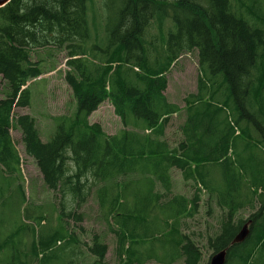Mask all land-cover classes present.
I'll return each instance as SVG.
<instances>
[{
  "label": "trees",
  "instance_id": "obj_1",
  "mask_svg": "<svg viewBox=\"0 0 264 264\" xmlns=\"http://www.w3.org/2000/svg\"><path fill=\"white\" fill-rule=\"evenodd\" d=\"M247 1L256 21L241 1L235 8L232 0H101L105 30L95 39L93 0H10L0 8V264H74L68 247L77 242L69 235L60 246L61 233L43 229L50 228L43 212L34 217L23 206L15 127L49 190L81 205L94 189L119 264H200L202 251L181 224L197 212L200 194L170 195L172 169L222 211L206 239L213 254L227 248L225 264H264V0ZM49 47L66 51L75 108L53 117L54 132L42 142L35 118L14 116V108L29 106L28 83L46 73L32 54ZM193 50L197 91L183 99L181 138L172 146L165 126L179 107L164 94L166 74ZM106 100L124 126L112 135L88 121ZM59 210L60 220L68 216L63 203ZM243 210L247 218L238 216ZM248 220L245 240L231 245ZM88 249L90 264H105V243L94 237Z\"/></svg>",
  "mask_w": 264,
  "mask_h": 264
},
{
  "label": "rangeland",
  "instance_id": "obj_2",
  "mask_svg": "<svg viewBox=\"0 0 264 264\" xmlns=\"http://www.w3.org/2000/svg\"><path fill=\"white\" fill-rule=\"evenodd\" d=\"M242 2L241 6L238 5ZM233 5L240 7L244 15L248 18L255 15L248 6L247 0H232ZM104 17L105 12L101 8V0H93L89 6L88 23L93 39L104 35ZM155 31V30H153ZM156 32V31H155ZM42 59L41 68L46 72L33 82L30 81V104L27 107L14 108V116L19 114H29L35 118V126L38 130L39 138L42 142H47L55 129L53 117L70 114L75 108V99L69 85L65 82L64 75L67 71L66 51L49 47L44 50H36L32 54L33 61ZM200 76L198 68V54L196 50L188 53H183L179 59L173 64L168 73L167 87L164 91L168 101L175 103L179 107V112L170 116L166 126L164 138L172 145L176 146L181 138L179 130L180 125L184 120L185 104L183 99L190 93L197 91V79ZM4 82L0 77V98L3 96ZM89 123H98L106 134L112 135L124 128L120 118L115 114L111 103L106 100L100 104L98 109L88 117ZM12 141L17 149L20 158V173L21 183L24 187L27 212L31 216L39 215V212L44 214V224L50 228L56 229L64 240L72 235L77 242L71 248L68 247L73 260L65 258L68 262L71 261L77 264L81 261L82 264L91 263L94 256L89 252V246L92 245L94 237L106 245V254L104 257L105 264H119L115 254L116 236L111 231L109 224L101 215L94 189L90 192L86 201L78 205L76 200H72L71 195H61L58 191L49 190L42 179V175L37 168L35 160L25 153L22 134L19 128L15 127L10 130ZM172 182L170 195L179 194L186 197H191L194 191L200 194L197 212L191 217L183 218L181 221L182 232L189 234L192 239L197 242L202 251V259L200 264H208L213 254L212 250L207 247V236L218 231L219 218L222 211L215 202V198L210 196L207 191L200 187H194L191 180L185 183L181 179V173L177 169L171 170ZM158 191H163L159 188ZM64 204L65 213L62 220L59 219L60 204ZM251 212L243 210L238 216L247 218ZM13 217V214H10ZM16 220L17 215L14 216ZM29 224L34 226V221H29ZM43 223V222H42ZM41 223V224H42ZM36 225L35 230H38ZM58 243L53 249H56ZM59 252V258L64 257V253ZM67 256V255H66ZM31 264H39L34 260ZM65 264V263H64ZM145 264H166L155 260H149ZM172 264H183L180 259Z\"/></svg>",
  "mask_w": 264,
  "mask_h": 264
},
{
  "label": "water",
  "instance_id": "obj_3",
  "mask_svg": "<svg viewBox=\"0 0 264 264\" xmlns=\"http://www.w3.org/2000/svg\"><path fill=\"white\" fill-rule=\"evenodd\" d=\"M10 0H0V8L5 6L7 3H9ZM251 223V220H248L239 230V232L235 235L233 238L231 245L241 243L245 240L249 233V224ZM226 255H227V248L219 250L215 252L208 264H225L226 262Z\"/></svg>",
  "mask_w": 264,
  "mask_h": 264
}]
</instances>
